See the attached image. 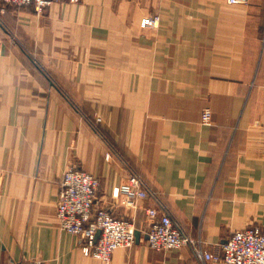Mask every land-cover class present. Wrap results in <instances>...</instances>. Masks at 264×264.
Here are the masks:
<instances>
[{
    "label": "crops",
    "instance_id": "crops-1",
    "mask_svg": "<svg viewBox=\"0 0 264 264\" xmlns=\"http://www.w3.org/2000/svg\"><path fill=\"white\" fill-rule=\"evenodd\" d=\"M69 168L97 176L95 208L141 233L110 264H203L148 246V208L214 255L264 231V0H54L43 13L0 0V264H101L58 227ZM132 172L150 193L137 209L113 195Z\"/></svg>",
    "mask_w": 264,
    "mask_h": 264
},
{
    "label": "built area",
    "instance_id": "built-area-1",
    "mask_svg": "<svg viewBox=\"0 0 264 264\" xmlns=\"http://www.w3.org/2000/svg\"><path fill=\"white\" fill-rule=\"evenodd\" d=\"M5 5L27 7L34 5L43 13L54 0H2ZM77 1V0H73ZM250 0H227L230 5H246ZM158 16H147L141 21L143 29L159 27ZM210 111H205L203 123H209ZM100 179L82 169L69 168L62 179V187L56 210L58 227L71 235L80 237L84 255L110 264L116 250L132 247L136 242V225L132 219L120 218L106 209H96V195ZM114 197H126L127 207L137 209L139 202L150 193L144 179L137 173H130L125 183L114 190ZM147 215L153 220L148 233V246L156 251L167 252L190 247L196 259L203 264H264V231L254 226L234 233L223 245L222 254L211 253L201 239L184 236L167 213L148 208ZM101 235L96 240V234Z\"/></svg>",
    "mask_w": 264,
    "mask_h": 264
},
{
    "label": "water",
    "instance_id": "water-1",
    "mask_svg": "<svg viewBox=\"0 0 264 264\" xmlns=\"http://www.w3.org/2000/svg\"><path fill=\"white\" fill-rule=\"evenodd\" d=\"M100 235H101V231H98L97 232V234H96V240H98V238L100 237ZM135 237H136V241H138L139 239H140V237H141V233H140V231H136V233H135Z\"/></svg>",
    "mask_w": 264,
    "mask_h": 264
},
{
    "label": "rangeland",
    "instance_id": "rangeland-1",
    "mask_svg": "<svg viewBox=\"0 0 264 264\" xmlns=\"http://www.w3.org/2000/svg\"><path fill=\"white\" fill-rule=\"evenodd\" d=\"M3 2V1H2ZM174 251V250H173Z\"/></svg>",
    "mask_w": 264,
    "mask_h": 264
}]
</instances>
